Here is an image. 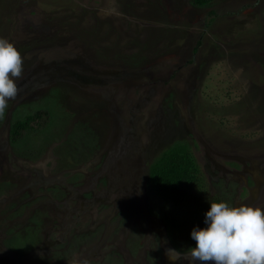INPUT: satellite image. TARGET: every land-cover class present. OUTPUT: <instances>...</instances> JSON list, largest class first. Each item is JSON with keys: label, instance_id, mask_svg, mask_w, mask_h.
Returning a JSON list of instances; mask_svg holds the SVG:
<instances>
[{"label": "rangeland", "instance_id": "rangeland-1", "mask_svg": "<svg viewBox=\"0 0 264 264\" xmlns=\"http://www.w3.org/2000/svg\"><path fill=\"white\" fill-rule=\"evenodd\" d=\"M0 38L24 68L0 117V264H173L166 248L199 264L205 212L188 225L144 203L175 142L197 205L221 188L264 211V0H0ZM44 108L48 127L10 143L9 122Z\"/></svg>", "mask_w": 264, "mask_h": 264}, {"label": "clouds", "instance_id": "clouds-1", "mask_svg": "<svg viewBox=\"0 0 264 264\" xmlns=\"http://www.w3.org/2000/svg\"><path fill=\"white\" fill-rule=\"evenodd\" d=\"M23 59L15 46L0 38V117L20 89L16 81L23 75ZM207 227H194L190 237L195 247L188 255L199 264H264V211L247 205L229 206L212 202L204 214ZM166 243V241H164ZM165 255L175 264L181 253L166 248Z\"/></svg>", "mask_w": 264, "mask_h": 264}, {"label": "trees", "instance_id": "trees-1", "mask_svg": "<svg viewBox=\"0 0 264 264\" xmlns=\"http://www.w3.org/2000/svg\"><path fill=\"white\" fill-rule=\"evenodd\" d=\"M211 1L188 0V3L194 8H208ZM50 121L48 108L23 115L20 120L12 119L8 127L9 142L18 144L30 134L46 129ZM201 177L187 144L173 143L148 165L144 189L146 207L166 219L173 218L177 223L191 224L209 209L210 203L226 202L225 197L228 196L220 188L218 195L211 196L204 206L197 205L192 195L200 191Z\"/></svg>", "mask_w": 264, "mask_h": 264}, {"label": "flooded vegetation", "instance_id": "flooded-vegetation-1", "mask_svg": "<svg viewBox=\"0 0 264 264\" xmlns=\"http://www.w3.org/2000/svg\"><path fill=\"white\" fill-rule=\"evenodd\" d=\"M9 127V126H8ZM9 131V130H8ZM40 185H38V183H37V181H35V179L34 180H32L29 184H25V185H23V186H21L20 187V190L22 191V190H29V189H31V193H33L34 191H33V189L34 188H38ZM144 189H145V182H144V184H143V196H144V203H145V194H144Z\"/></svg>", "mask_w": 264, "mask_h": 264}]
</instances>
